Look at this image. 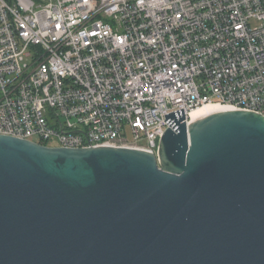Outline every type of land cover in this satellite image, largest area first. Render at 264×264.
<instances>
[{
  "label": "built area",
  "instance_id": "1",
  "mask_svg": "<svg viewBox=\"0 0 264 264\" xmlns=\"http://www.w3.org/2000/svg\"><path fill=\"white\" fill-rule=\"evenodd\" d=\"M205 103L264 116V0H0V134L157 154Z\"/></svg>",
  "mask_w": 264,
  "mask_h": 264
},
{
  "label": "water",
  "instance_id": "2",
  "mask_svg": "<svg viewBox=\"0 0 264 264\" xmlns=\"http://www.w3.org/2000/svg\"><path fill=\"white\" fill-rule=\"evenodd\" d=\"M157 154L0 134V264H264V116H166Z\"/></svg>",
  "mask_w": 264,
  "mask_h": 264
},
{
  "label": "bare ground",
  "instance_id": "3",
  "mask_svg": "<svg viewBox=\"0 0 264 264\" xmlns=\"http://www.w3.org/2000/svg\"><path fill=\"white\" fill-rule=\"evenodd\" d=\"M224 110H228V108L225 106L216 104V103H205L189 111L187 115L188 121L192 123L210 114L217 113V112L224 111Z\"/></svg>",
  "mask_w": 264,
  "mask_h": 264
}]
</instances>
